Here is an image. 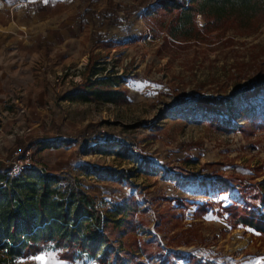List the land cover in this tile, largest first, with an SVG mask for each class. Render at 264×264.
<instances>
[{
  "label": "rangeland",
  "instance_id": "1",
  "mask_svg": "<svg viewBox=\"0 0 264 264\" xmlns=\"http://www.w3.org/2000/svg\"><path fill=\"white\" fill-rule=\"evenodd\" d=\"M163 1L63 0L71 40L25 35L0 101V167L68 174L101 211L127 207L121 264H264V233L232 214H264V22L173 39ZM95 76L119 78L115 102L66 100ZM200 97L232 114L193 107ZM14 264L102 263L45 252Z\"/></svg>",
  "mask_w": 264,
  "mask_h": 264
},
{
  "label": "trees",
  "instance_id": "2",
  "mask_svg": "<svg viewBox=\"0 0 264 264\" xmlns=\"http://www.w3.org/2000/svg\"><path fill=\"white\" fill-rule=\"evenodd\" d=\"M162 3L159 14L170 16L167 30L173 39L198 38L228 24L249 28L257 21L264 22V0H186L179 3L178 0H164ZM111 6L108 2L103 10L107 22L112 15ZM196 16H201L205 22L202 29L197 27ZM93 72L98 75L101 69ZM118 79L95 76L83 86L84 90L65 98L72 102H90L91 99L115 102L121 94L110 88L118 86ZM251 88L242 90L240 95H247ZM222 103L231 115V105L222 99L200 97L193 107L222 115V111L213 106ZM230 117L223 123L229 124ZM40 145L44 150L51 144L41 142ZM9 171L10 168L0 167V264H14L45 252H53L59 260L71 263L85 257L102 264L122 263L115 243L124 235L120 229L126 224L127 207L113 206L101 211L96 198L88 193L82 181L68 174L49 173L44 168H26L16 175H10ZM232 214L236 217L235 223L264 233V223H260L264 221V214L238 206H233Z\"/></svg>",
  "mask_w": 264,
  "mask_h": 264
},
{
  "label": "crops",
  "instance_id": "3",
  "mask_svg": "<svg viewBox=\"0 0 264 264\" xmlns=\"http://www.w3.org/2000/svg\"><path fill=\"white\" fill-rule=\"evenodd\" d=\"M65 3L63 0H0V101L9 87L6 73L12 66L17 65V46L22 47L27 33L30 36L40 35L52 42L59 41V37L61 42H65L71 40L70 35L77 32V19L69 18L64 21L61 17L60 13L64 10L67 15H72L75 11L73 8L67 9ZM61 22L65 27L60 29L58 26ZM57 31L60 36L55 37L52 33ZM9 50L14 53L11 54ZM57 147L58 145L55 148Z\"/></svg>",
  "mask_w": 264,
  "mask_h": 264
},
{
  "label": "built area",
  "instance_id": "4",
  "mask_svg": "<svg viewBox=\"0 0 264 264\" xmlns=\"http://www.w3.org/2000/svg\"><path fill=\"white\" fill-rule=\"evenodd\" d=\"M25 161V160H24ZM31 164L30 163H24L23 162H18L17 164H14L11 168H10V175H16L19 172H21V170L26 169V168H30Z\"/></svg>",
  "mask_w": 264,
  "mask_h": 264
}]
</instances>
